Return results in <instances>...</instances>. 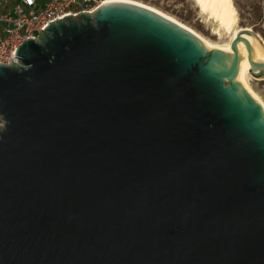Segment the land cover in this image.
<instances>
[{
	"label": "water",
	"instance_id": "obj_1",
	"mask_svg": "<svg viewBox=\"0 0 264 264\" xmlns=\"http://www.w3.org/2000/svg\"><path fill=\"white\" fill-rule=\"evenodd\" d=\"M93 12L0 63V264H264V111L235 54Z\"/></svg>",
	"mask_w": 264,
	"mask_h": 264
},
{
	"label": "built area",
	"instance_id": "obj_2",
	"mask_svg": "<svg viewBox=\"0 0 264 264\" xmlns=\"http://www.w3.org/2000/svg\"><path fill=\"white\" fill-rule=\"evenodd\" d=\"M100 0H0V63H19L16 54L24 40L37 41L50 23L66 16L94 11Z\"/></svg>",
	"mask_w": 264,
	"mask_h": 264
},
{
	"label": "bare ground",
	"instance_id": "obj_3",
	"mask_svg": "<svg viewBox=\"0 0 264 264\" xmlns=\"http://www.w3.org/2000/svg\"><path fill=\"white\" fill-rule=\"evenodd\" d=\"M199 7V10L209 19H212L216 23L217 33L224 31L231 33V43L226 46H216L202 37L200 34L186 26L176 18L160 11L159 9L145 4L137 0H104L100 5L107 2H126L141 8L147 9L186 31L195 39L204 44L208 49L221 53L225 51L230 55L235 54L236 69L238 71L245 70V73H237L238 80L247 88L249 94L261 105L264 111V101L255 93L249 84L250 77V60L253 62H264V42L258 36L248 28H236L238 17L236 8L233 4V0H194ZM200 13V14H201ZM215 25V24H214ZM245 31V32H243ZM238 33H242V39H236ZM244 35L246 38H244ZM234 45V46H233ZM247 54V55H246ZM249 56L250 59L247 58ZM256 71V70H254Z\"/></svg>",
	"mask_w": 264,
	"mask_h": 264
},
{
	"label": "rangeland",
	"instance_id": "obj_4",
	"mask_svg": "<svg viewBox=\"0 0 264 264\" xmlns=\"http://www.w3.org/2000/svg\"><path fill=\"white\" fill-rule=\"evenodd\" d=\"M9 1L14 2L15 0ZM100 1L103 2L104 0ZM137 1L151 5L176 18L216 46H226L232 42L230 37L231 33H226L222 30L220 33H217L216 23L200 12L199 7L194 0ZM233 4L236 8L238 17L235 29L248 28L253 33L258 34L264 42V0H233ZM85 14H88L89 16L95 15L93 11ZM244 38H246L245 35ZM257 70L258 69H256V71ZM249 84L255 93L264 101V76L255 77L250 75ZM3 125L4 120L0 115V126Z\"/></svg>",
	"mask_w": 264,
	"mask_h": 264
}]
</instances>
